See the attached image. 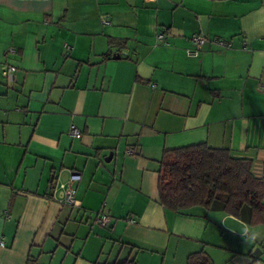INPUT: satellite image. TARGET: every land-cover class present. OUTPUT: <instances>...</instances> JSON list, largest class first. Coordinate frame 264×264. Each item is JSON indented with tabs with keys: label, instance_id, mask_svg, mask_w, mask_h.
<instances>
[{
	"label": "crops",
	"instance_id": "crops-1",
	"mask_svg": "<svg viewBox=\"0 0 264 264\" xmlns=\"http://www.w3.org/2000/svg\"><path fill=\"white\" fill-rule=\"evenodd\" d=\"M194 34L207 43L189 57ZM261 84L264 0H0V264H264V225L158 201L180 147L264 179Z\"/></svg>",
	"mask_w": 264,
	"mask_h": 264
},
{
	"label": "trees",
	"instance_id": "trees-1",
	"mask_svg": "<svg viewBox=\"0 0 264 264\" xmlns=\"http://www.w3.org/2000/svg\"><path fill=\"white\" fill-rule=\"evenodd\" d=\"M264 179L252 174V162L206 144L166 150L158 172V201L184 214L193 208L219 211L250 225H264ZM186 264H213L202 250Z\"/></svg>",
	"mask_w": 264,
	"mask_h": 264
},
{
	"label": "built area",
	"instance_id": "built-area-1",
	"mask_svg": "<svg viewBox=\"0 0 264 264\" xmlns=\"http://www.w3.org/2000/svg\"><path fill=\"white\" fill-rule=\"evenodd\" d=\"M147 1L152 2L155 0H147ZM157 39L160 42L164 43L163 42L164 41L163 40L164 39L163 34H161V33L158 34ZM189 41L191 43V48L186 50V54L189 57H197L199 55V53L202 51L205 44L207 43V38L200 35V34H194L189 38ZM216 44L222 48H225V49H228L230 47L229 43L223 42L220 40L216 41ZM15 71H16V68L11 66V65H7L4 67L3 75H4V77L8 83L13 82ZM259 89L262 93H264V84H261L259 86ZM68 133L73 138H80L81 137V134L76 130V128L74 126H70V128L68 129ZM79 180H80L79 174L74 173L71 175L70 181H69L70 184L68 186H66V188L64 189V192L62 193L61 202L63 205L69 206V207H74L78 204V201L76 199V189L72 186V184L78 182ZM96 222L100 226L106 227L108 225V222H109V217L106 214L98 213L96 216ZM2 246H3V244L0 242V247H2Z\"/></svg>",
	"mask_w": 264,
	"mask_h": 264
},
{
	"label": "water",
	"instance_id": "water-1",
	"mask_svg": "<svg viewBox=\"0 0 264 264\" xmlns=\"http://www.w3.org/2000/svg\"><path fill=\"white\" fill-rule=\"evenodd\" d=\"M261 204L264 206V198H263ZM257 251H258V250H257ZM253 255H256V252H254Z\"/></svg>",
	"mask_w": 264,
	"mask_h": 264
},
{
	"label": "rangeland",
	"instance_id": "rangeland-1",
	"mask_svg": "<svg viewBox=\"0 0 264 264\" xmlns=\"http://www.w3.org/2000/svg\"><path fill=\"white\" fill-rule=\"evenodd\" d=\"M257 250L255 249L254 252H256Z\"/></svg>",
	"mask_w": 264,
	"mask_h": 264
}]
</instances>
